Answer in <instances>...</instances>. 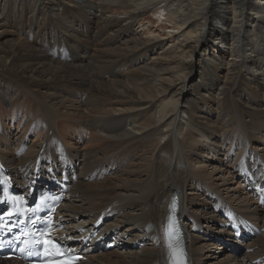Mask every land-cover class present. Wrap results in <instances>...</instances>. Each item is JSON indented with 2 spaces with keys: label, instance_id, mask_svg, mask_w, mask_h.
<instances>
[{
  "label": "bare ground",
  "instance_id": "bare-ground-1",
  "mask_svg": "<svg viewBox=\"0 0 264 264\" xmlns=\"http://www.w3.org/2000/svg\"><path fill=\"white\" fill-rule=\"evenodd\" d=\"M0 161L26 194L66 182L72 231L118 243L88 263L174 264L176 196L183 264H264V0H0Z\"/></svg>",
  "mask_w": 264,
  "mask_h": 264
},
{
  "label": "rangeland",
  "instance_id": "rangeland-1",
  "mask_svg": "<svg viewBox=\"0 0 264 264\" xmlns=\"http://www.w3.org/2000/svg\"><path fill=\"white\" fill-rule=\"evenodd\" d=\"M55 59H57V58H55ZM107 72V71H106ZM102 74H104L105 75V73H102ZM102 74L100 75V77L102 76ZM108 72H107V80H108ZM195 76L193 75V74H191L190 75V78L192 79V78H194ZM23 100V101H22ZM19 106H20V108L22 109H25L26 108V103L24 102V98L23 99H21V100H19ZM23 102V103H22ZM2 109H3V111H5L4 113V117H3V119H4V123L6 124V128L7 129H9L10 130V132L12 133V134H19V135H23L24 134V132L27 130L28 131V127H26V124H25V118H23L22 116H21V109L19 110H13L9 105L7 106V107H3L2 106ZM25 114H27V113H25ZM19 115V116H18ZM9 118V119H8ZM18 124V125H17ZM16 125V126H15ZM9 126V127H8ZM21 126V127H20ZM18 127V128H17ZM20 127V128H19ZM59 127H61L60 125H59ZM61 129L59 128V130H58V132H59V134H63L64 133V131L65 130H63L62 131V133H61V131H60ZM39 131H41V130H39ZM76 131V130H75ZM21 132V133H20ZM36 131H35V129H34V133H33V131H32V133H30L26 138H27V140H28V142H32V143H41L40 141V138L39 137H37V134L35 133ZM76 133L79 135V136H77L78 137V141H79V143H77V141H76V139L74 138V137H66V138H64V141H66V145L67 144H69L70 146V148H75V146L74 145H71V142H69V140L70 141H73L72 139H74L75 141H74V144H76V146L78 147V149H80V150H78V151H81L82 152V150L85 148V146L86 145H89V144H91V142L93 141L92 139H91V137L89 136V135H85V134H82V133H78L77 131H76ZM25 135H27V133L25 134ZM35 135V136H34ZM87 138H89L88 140H87ZM32 139V140H31ZM83 139L85 140V142L84 143H82L83 142ZM36 140V141H35ZM87 142V143H86ZM97 142V141H96ZM81 144V145H80ZM224 165V168L225 169H228L230 166H226V164L225 163H223ZM218 173H225V174H223V175H219ZM217 175H218V177H224V176H226L227 175V173L226 172H223V171H218L217 172ZM233 175V174H232ZM241 178L242 177H235L234 179H233V184H232V186H231V189H237V187L238 186H240L239 188H241L240 190H242V188H244V183L242 182V180H241ZM233 192L232 191H230V194H232ZM222 195H224V193H222ZM224 198H226L225 196H224ZM256 201V200H255ZM233 204V207H235V203H232ZM260 208H264V207H262V206H259ZM254 224V223H253ZM75 226H77V225H75ZM254 227H256V228H259L257 225H253ZM190 231H191V229H190ZM210 231H212V232H214V233H216V234H222L221 233V230L220 229H217L216 227H215V222H214V225H213V227L210 229ZM260 235H264V232L262 233V234H259L258 236H260ZM210 242H213L212 244H215L216 245V247H219L220 246V244H223V243H225L224 242V240H220V242L219 241H217V242H214V241H208V242H206V243H210ZM225 244H228V245H230L229 243H225ZM214 246V245H213ZM222 247H224V248H226L224 251L223 250H215L214 248H211L210 250H209V253H213V257H214V261L216 260V259H218V260H220V259H222V258H224L228 253H230L229 252V248H227V245L225 246V245H222ZM137 250V249H136ZM213 250V251H212ZM115 252V253H114ZM116 253H118L117 252V249H115L114 251H109V252H96V253H94V254H92V255H90L89 257H88V259L87 260H89V259H91L93 256H99V257H101V256H107V257H109L111 260H114L115 258H116V256H114ZM217 254V255H216ZM220 255H221V257H220ZM82 264H93V263H88V261H86V262H83Z\"/></svg>",
  "mask_w": 264,
  "mask_h": 264
}]
</instances>
